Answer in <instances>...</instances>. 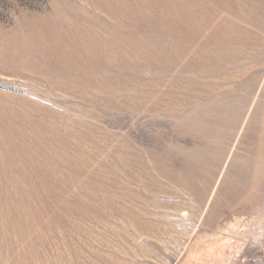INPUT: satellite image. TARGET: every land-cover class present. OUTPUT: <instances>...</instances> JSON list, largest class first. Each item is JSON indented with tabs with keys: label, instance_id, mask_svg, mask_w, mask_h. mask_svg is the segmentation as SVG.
<instances>
[{
	"label": "rangeland",
	"instance_id": "rangeland-1",
	"mask_svg": "<svg viewBox=\"0 0 264 264\" xmlns=\"http://www.w3.org/2000/svg\"><path fill=\"white\" fill-rule=\"evenodd\" d=\"M0 264H264V0H0Z\"/></svg>",
	"mask_w": 264,
	"mask_h": 264
}]
</instances>
